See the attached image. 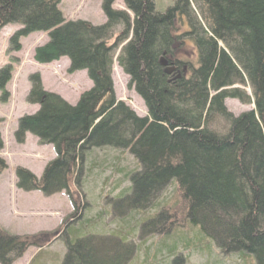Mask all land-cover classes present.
I'll list each match as a JSON object with an SVG mask.
<instances>
[{
	"label": "trees",
	"instance_id": "1",
	"mask_svg": "<svg viewBox=\"0 0 264 264\" xmlns=\"http://www.w3.org/2000/svg\"><path fill=\"white\" fill-rule=\"evenodd\" d=\"M115 1L102 0L105 22L92 26L66 21L61 0H0V29L20 27L8 40L14 51L21 38L44 33L47 41L34 49L33 61L48 65L65 58L70 74L85 71L92 83L69 105L44 91L37 74L29 77L26 103L38 110L18 120L14 139L21 145L31 135L51 146L55 158L40 179L16 168V188L45 196L65 191L74 208L67 219H75L79 206L70 185L82 189L85 156L96 149L126 151L138 170L114 199L121 198L129 212H143L172 185L180 199L170 210L185 203V222L216 251L236 255L242 264H264V0H176L165 10L155 0H123L126 12L113 9ZM123 43L116 63L145 105L144 118L113 96L112 52ZM180 48L195 59L177 58ZM9 77V67L0 70L2 92ZM240 86L250 89L253 109L233 116L226 99L249 103ZM215 121L223 123V132L211 126ZM5 169L0 159V173ZM164 210L144 218L141 230L166 219ZM44 236L58 238L60 232L13 236L0 228V264L43 247L49 242H41ZM78 243H66L62 264H90ZM123 246L130 252L114 264H127L133 250L130 243Z\"/></svg>",
	"mask_w": 264,
	"mask_h": 264
},
{
	"label": "rangeland",
	"instance_id": "2",
	"mask_svg": "<svg viewBox=\"0 0 264 264\" xmlns=\"http://www.w3.org/2000/svg\"><path fill=\"white\" fill-rule=\"evenodd\" d=\"M175 1L155 0L157 7L163 10L173 6ZM101 2L61 0L58 9L66 21H84L100 26L105 22ZM113 9L126 12L123 0H116ZM192 10L193 15L199 18L194 7ZM178 26L182 29L181 24ZM19 28L7 25L0 29V70L9 67L10 71L5 93L0 90V138L4 143L0 159L7 166L0 174V226L14 236L60 232V237L54 241H51L54 237L48 240L46 236L42 237L41 242H51L40 250L34 247L27 249L13 264H62L68 241L79 242V253L88 258L90 264H114L117 257L130 252L123 243H130L133 250L129 260L125 261L127 264H242V259L236 255H221L213 244L199 235L198 228L185 222V203H178L170 210L180 199V190L172 185L155 195L150 206L140 213L129 212V206L121 198L114 199L128 189L130 174L138 170L135 159L126 151L96 149L85 156L80 166L82 189L70 185L79 206L75 219H67L74 208L65 191L45 196L39 191L23 192L15 188L16 168L26 169L40 178L45 165L55 158L51 147L38 145L30 135L21 145L14 139L18 119L38 110L36 105L26 103L29 77L37 74L44 91L58 95L69 105H75L79 96L92 87L85 71L68 72L69 63L65 58L48 65L33 61L34 49L47 41L44 33H32L21 38L20 49L14 51L8 40ZM113 41L114 38L109 43ZM123 45L112 52L109 77L113 96L116 102L123 103L137 117L144 118L147 116L145 105L128 88L129 79L116 63ZM175 56L190 61L195 59V53L187 54L184 48L178 49ZM240 88L245 90L249 103L226 99L225 108L233 116L253 109L250 89L247 86ZM222 124L215 121L211 126L217 132H223ZM161 206L168 209L163 212L166 219L162 215L161 221L150 227L158 233H152L150 228L142 231L143 219L152 217Z\"/></svg>",
	"mask_w": 264,
	"mask_h": 264
},
{
	"label": "crops",
	"instance_id": "3",
	"mask_svg": "<svg viewBox=\"0 0 264 264\" xmlns=\"http://www.w3.org/2000/svg\"><path fill=\"white\" fill-rule=\"evenodd\" d=\"M0 228H2L3 230H5L3 227L0 226Z\"/></svg>",
	"mask_w": 264,
	"mask_h": 264
}]
</instances>
